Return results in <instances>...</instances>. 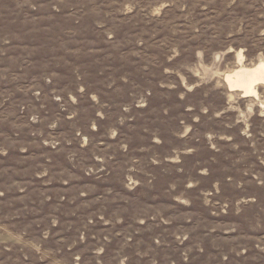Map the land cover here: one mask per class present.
Returning <instances> with one entry per match:
<instances>
[{"label": "rangeland", "instance_id": "rangeland-1", "mask_svg": "<svg viewBox=\"0 0 264 264\" xmlns=\"http://www.w3.org/2000/svg\"><path fill=\"white\" fill-rule=\"evenodd\" d=\"M260 62L264 0H0V264H264Z\"/></svg>", "mask_w": 264, "mask_h": 264}, {"label": "bare ground", "instance_id": "bare-ground-1", "mask_svg": "<svg viewBox=\"0 0 264 264\" xmlns=\"http://www.w3.org/2000/svg\"><path fill=\"white\" fill-rule=\"evenodd\" d=\"M234 74H235L234 77L236 78L235 80L236 84H234L233 86L234 87L237 85L242 86L244 87L246 94L256 96L257 90L255 85L264 82V63L263 62L257 63L252 68L238 69ZM230 76L231 75H228V78H230Z\"/></svg>", "mask_w": 264, "mask_h": 264}]
</instances>
